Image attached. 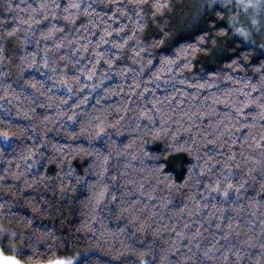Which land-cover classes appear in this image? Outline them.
I'll list each match as a JSON object with an SVG mask.
<instances>
[{"label":"trees","instance_id":"16d2710c","mask_svg":"<svg viewBox=\"0 0 264 264\" xmlns=\"http://www.w3.org/2000/svg\"><path fill=\"white\" fill-rule=\"evenodd\" d=\"M73 2L0 0L1 251L21 264H264V190L248 176L264 143L259 42L203 0H144L143 29L111 0L65 13ZM114 29H137L139 56L132 39L101 41ZM226 177L250 185L238 203Z\"/></svg>","mask_w":264,"mask_h":264},{"label":"snow or ice","instance_id":"6c2138e0","mask_svg":"<svg viewBox=\"0 0 264 264\" xmlns=\"http://www.w3.org/2000/svg\"><path fill=\"white\" fill-rule=\"evenodd\" d=\"M233 3L236 2V0H232ZM129 3H131L132 7L130 8L129 7ZM143 3H144V0H111V4L108 6V11H112L113 10V7L116 9L117 12L120 13V15L122 16H125L129 19L131 18H135L136 22H137V28L138 29H143L144 27V20H143V17L141 16V11H143ZM261 5H264V0H258V3L257 4H253L252 3V0H249V2L245 5H243V7L245 9H247L248 7H258V6H261ZM237 8H239L241 6V4L237 3L236 4ZM10 7V6H9ZM52 7L54 8H59L60 5L59 4H53ZM153 8L156 9V11L152 12V16L155 17L156 16V13L159 12L161 10L162 7H164V5H161L160 3L158 2H155L153 3L152 5ZM46 8V5L44 4H39L37 5V8L34 9V11H38L39 14L41 16H43V12L40 11L42 9H45ZM69 8H73V9H77L79 10L81 8V4L79 2V0H77V2H73V3H69L67 5H65L64 7V12L65 13H68V10ZM88 9H93V5L92 4H88L84 7V11H85V14H88ZM139 10V11H138ZM94 11V9H93ZM54 15V13H53ZM71 15V14H70ZM105 15H107V13H105ZM116 13L114 12L113 13V16H115ZM66 19H69L68 16L65 17ZM31 19V17H30ZM69 22H72L71 19L69 20ZM91 22V21H89ZM253 23H256L255 21H253ZM15 29H13L12 31H10L8 34L9 35H12L14 33ZM114 31L116 32V37L113 41H107V40H104V37L101 36V41L104 42V43H111L112 44V47L113 49H122L125 47V45L128 44V39H132L133 40V43L134 45L136 46V55L139 56V52L140 50V41L138 39V31L137 29H133L132 30V34L131 36H128V33H125V36H120L119 34V31L120 30H116L114 29ZM235 31L240 35V36H243L244 38H248V33L243 29V28H237L235 29ZM106 32V35H109L111 36L112 33L110 32ZM165 34V32L162 30L160 35L163 36ZM125 37H128L127 39ZM192 37H184L183 39L187 40V39H191ZM199 39H203V36H200ZM155 43H163V41H153V44ZM241 44H243V41H241ZM198 47V45H196ZM149 47H151V45H149ZM194 47L193 45L191 44H181L179 41H178V50L179 51H185L187 52V50L189 48H192ZM262 48H264V45H261ZM117 55H119V53L113 51L112 52V57H116ZM239 55V53H238ZM247 59V55H243L241 56V59H240V62L243 63V61ZM167 60L168 63H173V61L171 59H169L168 57H163L161 59V63H164V61ZM78 63V62H77ZM149 63H151V60H149ZM233 63H236V61H233ZM47 66V65H45ZM258 72L261 73V79L264 80V64H261L260 67L257 69ZM91 78V77H90ZM248 87H250L252 89V91H256V85H248ZM260 92L262 95H264V83H261L260 85ZM69 93H71V89L69 88ZM260 107L264 108V103H261ZM3 136L5 139H7L8 137V133L5 132L3 133ZM260 140L261 141H264V136H261L260 137ZM258 148L261 149V151L257 154H254L252 157L249 158L250 160V164H249V161H245L246 164H249V173H248V176L251 177L252 179H255V176H253V173H255L256 176H259V187L264 190V143H260V142H257V145H256ZM254 165H259V168L255 167ZM236 167H239L238 165H235ZM250 185L247 184V181L244 180L242 177L240 178V180L238 181V186L237 185H234L232 182H231V178L229 177H226L225 178V187L223 189V192H222V195L224 197V199L227 201L229 199H231L233 196L236 197V202L238 203V198L241 194V189H245L246 187H248ZM216 191H220V188H219V182L217 183V187H216ZM258 195H260L261 199L264 200V194H260V193H257ZM243 210V209H241ZM225 241L227 242V238L225 237ZM205 255H207V253H205ZM234 256H236V253H233ZM227 259V257H226ZM12 264H19V261H13ZM56 264H73V261L72 260H67V261H58L56 262ZM137 264H141L140 261H137ZM143 264H148L147 261L143 262ZM236 264H240V261H239V258L237 257L236 259Z\"/></svg>","mask_w":264,"mask_h":264},{"label":"rangeland","instance_id":"374dc122","mask_svg":"<svg viewBox=\"0 0 264 264\" xmlns=\"http://www.w3.org/2000/svg\"><path fill=\"white\" fill-rule=\"evenodd\" d=\"M203 2L210 5L229 7L228 14L233 22L237 24V28H243L248 33L247 39L241 37L248 43H251L249 42L251 40H256L259 42L260 47L264 45V5L245 9L243 5L247 4L249 0H236L235 3L232 0H203ZM237 3L241 4L239 8L236 6ZM252 3L257 4L258 0H252ZM253 21L256 23H253ZM262 49L264 51V48ZM14 260L17 261L15 258L4 254L0 249V264H12ZM19 264L21 263L19 262Z\"/></svg>","mask_w":264,"mask_h":264}]
</instances>
